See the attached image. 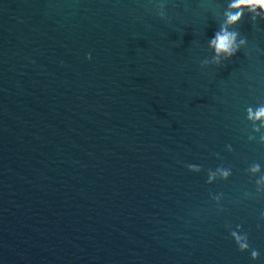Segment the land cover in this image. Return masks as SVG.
<instances>
[{"label":"water","instance_id":"obj_1","mask_svg":"<svg viewBox=\"0 0 264 264\" xmlns=\"http://www.w3.org/2000/svg\"><path fill=\"white\" fill-rule=\"evenodd\" d=\"M224 5L0 0V264H264V20L202 65Z\"/></svg>","mask_w":264,"mask_h":264},{"label":"clouds","instance_id":"obj_2","mask_svg":"<svg viewBox=\"0 0 264 264\" xmlns=\"http://www.w3.org/2000/svg\"><path fill=\"white\" fill-rule=\"evenodd\" d=\"M245 15H250L253 23L256 22L257 18L264 20V0H225V5L219 12V27L208 39V48L211 50L212 58L210 61H201L202 65L220 66L238 51L247 47L248 38L242 36L235 28V25ZM86 59L90 60L91 55L89 54ZM245 119L251 122L255 133H260L261 129H264V105H258L255 108L249 106L246 109ZM249 139H253V137H249ZM258 143L264 144V135L258 137ZM185 167L192 173L202 171L199 164L188 163ZM248 172L255 176V192L264 193V175H257L262 172L261 166L255 164L248 169ZM232 174L230 168L217 166L209 171L206 183L211 184L217 180L228 181ZM260 215L261 219H264V212ZM229 235L239 252L249 253L251 261H257L260 258V251L256 248H250L249 237L242 228L229 231Z\"/></svg>","mask_w":264,"mask_h":264}]
</instances>
